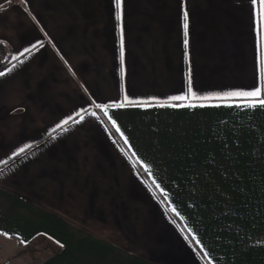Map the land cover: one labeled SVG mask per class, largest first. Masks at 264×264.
Here are the masks:
<instances>
[{"label": "crops", "instance_id": "0c3cea01", "mask_svg": "<svg viewBox=\"0 0 264 264\" xmlns=\"http://www.w3.org/2000/svg\"><path fill=\"white\" fill-rule=\"evenodd\" d=\"M255 12L123 0L118 21L114 0H0L3 261L264 264V108L217 98L258 86ZM189 78L195 107H96L165 103Z\"/></svg>", "mask_w": 264, "mask_h": 264}, {"label": "snow or ice", "instance_id": "6c2138e0", "mask_svg": "<svg viewBox=\"0 0 264 264\" xmlns=\"http://www.w3.org/2000/svg\"><path fill=\"white\" fill-rule=\"evenodd\" d=\"M122 2L123 0H114L115 8H116V18L119 21L121 19V8H122ZM253 6L256 8L255 12V24H256V31H257V51H258V57H257V63H258V70H259V83L258 86L255 87L252 90H245V91H236L227 93L222 97H217L219 99H236L241 101L238 107L243 108H264V0H251ZM188 27H189V16L187 12H184L183 14V28H184V45L185 48L188 46ZM36 45H33V48H35ZM24 52H31V49H25ZM23 55V53H21ZM185 58L187 59V52L185 53ZM13 59H18V57H13ZM120 62H121V75L123 76V64H124V36L123 31L121 29V37H120ZM15 67V65L13 66ZM4 75V73L0 72V76ZM195 99H208V97H197L193 93L192 88V82L189 78L188 80V88H187V94L185 95H176L171 96L167 98V101L165 103H160L156 100V98H150L149 100H133L130 99L127 95H125L121 102L108 104V105H101L97 104L96 107L100 108L104 114L107 116L108 108H124L126 106H138V107H151V106H157V107H195L197 106L194 103H184L185 101H193ZM76 116H79V120H73L71 116L68 117V119H65L61 121L60 124L56 126L57 129H63L64 131H67L68 129L64 127L65 125L69 124V121H72L73 123H80L85 117L81 115L79 112L75 114ZM91 115H95V113H91ZM111 119V117H109ZM112 126L116 127V123L113 120ZM53 132L56 131V129L52 130ZM117 131H119V128H117ZM125 143H127V140H125ZM29 147L28 145H25L24 147H21L17 152L13 153L14 156L19 155L20 153H23L25 151V148ZM194 239V238H193Z\"/></svg>", "mask_w": 264, "mask_h": 264}, {"label": "rangeland", "instance_id": "374dc122", "mask_svg": "<svg viewBox=\"0 0 264 264\" xmlns=\"http://www.w3.org/2000/svg\"><path fill=\"white\" fill-rule=\"evenodd\" d=\"M185 193L187 194L188 198L192 199V202H193V192H185ZM168 194L172 195L175 202H177L178 204L180 203L179 192H168ZM3 260L4 258L0 255V264H6V263L8 264V262L3 261Z\"/></svg>", "mask_w": 264, "mask_h": 264}, {"label": "trees", "instance_id": "16d2710c", "mask_svg": "<svg viewBox=\"0 0 264 264\" xmlns=\"http://www.w3.org/2000/svg\"><path fill=\"white\" fill-rule=\"evenodd\" d=\"M6 51L7 50H6L5 46L0 44V54L3 52H6ZM8 65H9L8 60H6L5 58L0 59V72L3 71Z\"/></svg>", "mask_w": 264, "mask_h": 264}]
</instances>
